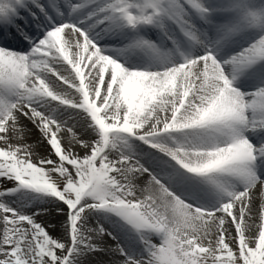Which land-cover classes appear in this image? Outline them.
Listing matches in <instances>:
<instances>
[{"label":"snow or ice","instance_id":"1","mask_svg":"<svg viewBox=\"0 0 264 264\" xmlns=\"http://www.w3.org/2000/svg\"><path fill=\"white\" fill-rule=\"evenodd\" d=\"M0 264H264V0H0Z\"/></svg>","mask_w":264,"mask_h":264},{"label":"bare ground","instance_id":"2","mask_svg":"<svg viewBox=\"0 0 264 264\" xmlns=\"http://www.w3.org/2000/svg\"><path fill=\"white\" fill-rule=\"evenodd\" d=\"M36 136H38V133H36L34 136H33V140L36 138ZM36 203H43V202H34L33 203V206L36 205ZM63 216L59 215V214H53L51 217H49L48 219V222L51 223V224H54L57 226V228H59L60 224L63 223ZM56 224H55V223ZM109 243H113L112 241H109Z\"/></svg>","mask_w":264,"mask_h":264},{"label":"rangeland","instance_id":"3","mask_svg":"<svg viewBox=\"0 0 264 264\" xmlns=\"http://www.w3.org/2000/svg\"><path fill=\"white\" fill-rule=\"evenodd\" d=\"M55 223V222H54ZM56 224V223H55Z\"/></svg>","mask_w":264,"mask_h":264}]
</instances>
